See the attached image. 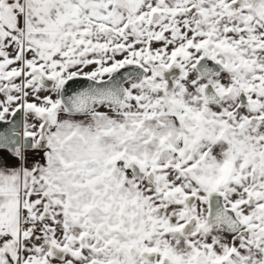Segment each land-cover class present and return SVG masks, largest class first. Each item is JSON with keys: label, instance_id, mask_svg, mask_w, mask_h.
Returning <instances> with one entry per match:
<instances>
[{"label": "snow or ice", "instance_id": "obj_1", "mask_svg": "<svg viewBox=\"0 0 264 264\" xmlns=\"http://www.w3.org/2000/svg\"><path fill=\"white\" fill-rule=\"evenodd\" d=\"M0 264H264V0H0Z\"/></svg>", "mask_w": 264, "mask_h": 264}]
</instances>
